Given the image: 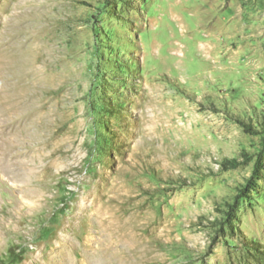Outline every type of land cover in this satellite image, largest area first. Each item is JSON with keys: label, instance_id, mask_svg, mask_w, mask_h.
Wrapping results in <instances>:
<instances>
[{"label": "rangeland", "instance_id": "obj_1", "mask_svg": "<svg viewBox=\"0 0 264 264\" xmlns=\"http://www.w3.org/2000/svg\"><path fill=\"white\" fill-rule=\"evenodd\" d=\"M263 129L264 0H0V264H264Z\"/></svg>", "mask_w": 264, "mask_h": 264}, {"label": "trees", "instance_id": "obj_2", "mask_svg": "<svg viewBox=\"0 0 264 264\" xmlns=\"http://www.w3.org/2000/svg\"><path fill=\"white\" fill-rule=\"evenodd\" d=\"M236 122L239 123L241 126H243L245 128L246 132H248L250 134H253V135L260 134V131L255 129V127L252 124L247 123V122H245L244 120H242L240 118H237ZM261 133L264 134V129L261 131ZM260 159L256 162L255 170L253 171V175H252L251 179L248 180L247 185L243 189H241L240 194L237 195V197L234 200V202L232 204L228 205L229 211L227 213L228 218H227L226 222H227V225H228V229L230 231H232L233 228H234L233 223H234V221L236 219V212H237V209L239 207L240 200L242 198H247L249 196L250 192L255 190V188L257 187V183H256V181H254V176H256L258 174V168L260 166ZM245 161H248V159L245 160ZM241 164H243V162H241V161H239L237 159L226 160L223 163V168L227 169V170L235 169V168L239 167ZM215 244H216V242H213L212 246H214ZM258 247H259V245H254L251 248L253 250H257L258 252H260L264 256V251L258 249Z\"/></svg>", "mask_w": 264, "mask_h": 264}, {"label": "bare ground", "instance_id": "obj_3", "mask_svg": "<svg viewBox=\"0 0 264 264\" xmlns=\"http://www.w3.org/2000/svg\"><path fill=\"white\" fill-rule=\"evenodd\" d=\"M59 264H61V263H59Z\"/></svg>", "mask_w": 264, "mask_h": 264}]
</instances>
